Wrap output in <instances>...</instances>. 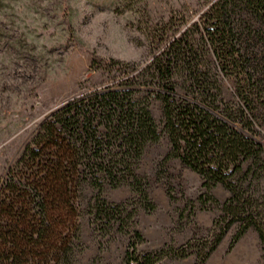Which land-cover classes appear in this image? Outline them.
Returning a JSON list of instances; mask_svg holds the SVG:
<instances>
[{
    "label": "trees",
    "instance_id": "trees-1",
    "mask_svg": "<svg viewBox=\"0 0 264 264\" xmlns=\"http://www.w3.org/2000/svg\"><path fill=\"white\" fill-rule=\"evenodd\" d=\"M123 65L110 83L42 118L0 178V260L74 264L67 231L84 184L98 191L88 211L107 229L119 222L124 230L133 212L107 202L106 185L128 186L139 206L154 208L139 166L146 148L163 138L169 148L162 162L179 159L198 173V201L218 208L213 240H198L197 251L188 242L144 253L131 241L124 264L190 253L204 264L233 225L228 250L253 228L264 259V0H212L155 45L145 65ZM229 75L236 86L226 97ZM153 100L161 105L158 120ZM217 185L228 191L223 201L212 193ZM134 238H142L139 231Z\"/></svg>",
    "mask_w": 264,
    "mask_h": 264
},
{
    "label": "rangeland",
    "instance_id": "rangeland-1",
    "mask_svg": "<svg viewBox=\"0 0 264 264\" xmlns=\"http://www.w3.org/2000/svg\"><path fill=\"white\" fill-rule=\"evenodd\" d=\"M211 1L0 0V178L42 118L68 99L110 83L123 64L145 65L155 45L195 20ZM223 86L230 97L236 79L229 75ZM151 111L158 120V100L152 101ZM168 148L165 138L149 145L139 166L140 174L150 181L154 208L139 206L128 186L102 189L107 202L124 203L133 212L122 231L119 222L111 229L100 220L94 222L88 210L98 191L82 186L77 215L70 217L73 228L67 231L74 264H124L131 241H138L137 252L144 253L188 242V249L197 251L198 240H213L211 228L218 208L209 202L204 208L198 201L203 191L198 173L179 159L162 162ZM212 193L220 201L228 196L221 185ZM136 230L140 240L134 238ZM235 231V225L228 229L204 264H229L240 256L244 264L264 263L253 228L228 250ZM156 264H195V254L168 255Z\"/></svg>",
    "mask_w": 264,
    "mask_h": 264
},
{
    "label": "bare ground",
    "instance_id": "bare-ground-1",
    "mask_svg": "<svg viewBox=\"0 0 264 264\" xmlns=\"http://www.w3.org/2000/svg\"><path fill=\"white\" fill-rule=\"evenodd\" d=\"M243 259H244L243 256H240L238 258H232L229 264H244Z\"/></svg>",
    "mask_w": 264,
    "mask_h": 264
}]
</instances>
